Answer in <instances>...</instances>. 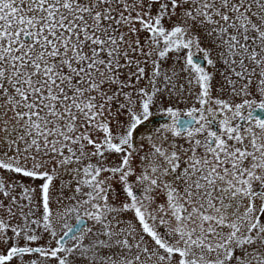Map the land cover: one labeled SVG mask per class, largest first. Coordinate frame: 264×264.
<instances>
[{
	"label": "snow or ice",
	"instance_id": "1",
	"mask_svg": "<svg viewBox=\"0 0 264 264\" xmlns=\"http://www.w3.org/2000/svg\"><path fill=\"white\" fill-rule=\"evenodd\" d=\"M0 264H264V0H0Z\"/></svg>",
	"mask_w": 264,
	"mask_h": 264
}]
</instances>
